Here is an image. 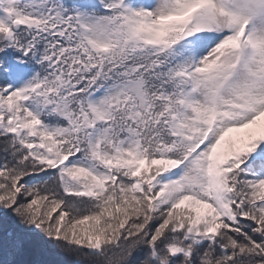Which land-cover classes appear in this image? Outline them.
<instances>
[{"label":"snow or ice","instance_id":"6c2138e0","mask_svg":"<svg viewBox=\"0 0 264 264\" xmlns=\"http://www.w3.org/2000/svg\"><path fill=\"white\" fill-rule=\"evenodd\" d=\"M0 264H264V0H0Z\"/></svg>","mask_w":264,"mask_h":264}]
</instances>
